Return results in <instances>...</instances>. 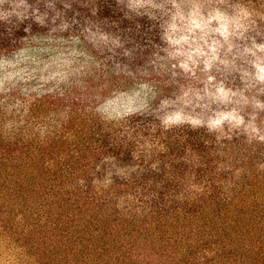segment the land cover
Wrapping results in <instances>:
<instances>
[{
  "label": "clouds",
  "instance_id": "9594fccd",
  "mask_svg": "<svg viewBox=\"0 0 264 264\" xmlns=\"http://www.w3.org/2000/svg\"><path fill=\"white\" fill-rule=\"evenodd\" d=\"M45 100L59 103L34 115ZM77 114L134 161L105 155L104 189L159 174L178 129L202 130L217 171L253 157L264 171V0H0V136L43 141ZM174 139L184 154L164 176L199 170Z\"/></svg>",
  "mask_w": 264,
  "mask_h": 264
},
{
  "label": "trees",
  "instance_id": "16d2710c",
  "mask_svg": "<svg viewBox=\"0 0 264 264\" xmlns=\"http://www.w3.org/2000/svg\"><path fill=\"white\" fill-rule=\"evenodd\" d=\"M58 103L45 100L34 115ZM185 134L202 153L199 170L173 163L164 176V165L184 154L174 137ZM202 135L168 133V153L154 158L161 162L159 174L116 179L107 189L93 183L104 178L96 171L102 158L119 154L120 164L134 161L113 149L106 134L97 138L90 119L74 115L43 141L0 136L3 197L16 198L35 230L45 233L37 240L66 263L264 264V171L255 157L217 171L218 158L205 149ZM236 168L243 169L238 177Z\"/></svg>",
  "mask_w": 264,
  "mask_h": 264
},
{
  "label": "rangeland",
  "instance_id": "374dc122",
  "mask_svg": "<svg viewBox=\"0 0 264 264\" xmlns=\"http://www.w3.org/2000/svg\"><path fill=\"white\" fill-rule=\"evenodd\" d=\"M4 194L0 183V264H72L37 240L45 233L35 230L32 217L14 196Z\"/></svg>",
  "mask_w": 264,
  "mask_h": 264
}]
</instances>
